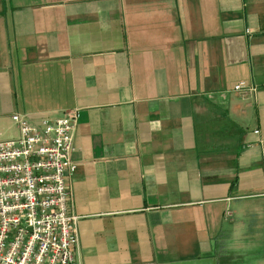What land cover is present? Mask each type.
Masks as SVG:
<instances>
[{"label":"crops","instance_id":"crops-1","mask_svg":"<svg viewBox=\"0 0 264 264\" xmlns=\"http://www.w3.org/2000/svg\"><path fill=\"white\" fill-rule=\"evenodd\" d=\"M74 110L82 264H264V0H0L2 137Z\"/></svg>","mask_w":264,"mask_h":264},{"label":"built area","instance_id":"built-area-1","mask_svg":"<svg viewBox=\"0 0 264 264\" xmlns=\"http://www.w3.org/2000/svg\"><path fill=\"white\" fill-rule=\"evenodd\" d=\"M254 90L242 81L241 98ZM78 111L57 119L16 114L19 135L0 133V264H82L69 178Z\"/></svg>","mask_w":264,"mask_h":264},{"label":"rangeland","instance_id":"rangeland-1","mask_svg":"<svg viewBox=\"0 0 264 264\" xmlns=\"http://www.w3.org/2000/svg\"><path fill=\"white\" fill-rule=\"evenodd\" d=\"M6 136H7V137H6V138H4L5 140L11 139V138H9V137H8V135H6Z\"/></svg>","mask_w":264,"mask_h":264}]
</instances>
